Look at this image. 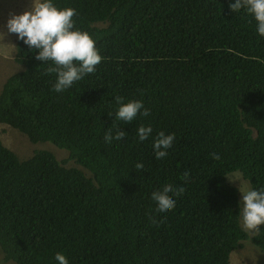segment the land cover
<instances>
[{
    "label": "trees",
    "instance_id": "16d2710c",
    "mask_svg": "<svg viewBox=\"0 0 264 264\" xmlns=\"http://www.w3.org/2000/svg\"><path fill=\"white\" fill-rule=\"evenodd\" d=\"M0 124V250L15 264L264 258V0H42ZM240 172L253 192L242 225Z\"/></svg>",
    "mask_w": 264,
    "mask_h": 264
},
{
    "label": "rangeland",
    "instance_id": "374dc122",
    "mask_svg": "<svg viewBox=\"0 0 264 264\" xmlns=\"http://www.w3.org/2000/svg\"><path fill=\"white\" fill-rule=\"evenodd\" d=\"M41 1L0 0V93L10 76L23 70V66L14 60L16 40L34 23ZM0 137L21 160L31 158L36 151L46 150L53 153L65 166H76L67 150L50 142L32 143L26 135L10 126L0 124ZM228 181L240 193L243 206L242 225L249 233H253L254 201L251 186L240 172L229 174ZM0 264L15 263L6 261L0 250ZM231 264H264V258L258 248L247 242L232 254Z\"/></svg>",
    "mask_w": 264,
    "mask_h": 264
}]
</instances>
